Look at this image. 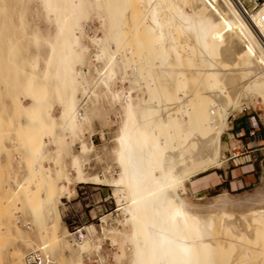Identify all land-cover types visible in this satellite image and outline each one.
I'll use <instances>...</instances> for the list:
<instances>
[{"label": "bare ground", "instance_id": "6f19581e", "mask_svg": "<svg viewBox=\"0 0 264 264\" xmlns=\"http://www.w3.org/2000/svg\"><path fill=\"white\" fill-rule=\"evenodd\" d=\"M40 1L48 18L54 14L55 34L33 31L37 40L48 44L49 53L43 68L37 55L28 61L30 72L20 96L15 98L26 118L19 132L29 149L26 161L30 171L20 191L29 210L38 214L56 199V181L67 165L61 164L59 157L64 152L65 157L72 158L67 139H81L83 128L91 132L105 103L120 104L124 118L116 148L120 168L116 184L128 187L132 197L131 204L121 209L126 215L123 224L128 227L133 245L134 264H264V247L255 251L238 244L240 248L232 258L236 241L250 240L245 235L248 229L244 235L239 230L233 240V227L226 222L228 225L221 229L230 233L229 237H219L218 218L211 215L221 213L218 215L229 220L232 214L214 207L209 211L212 217L203 218L201 211L178 193L179 186H184L185 173L207 171L221 154L228 103L232 102L234 108L241 105L238 97H224L232 87L228 88L229 80L241 76L238 80L242 81L248 74L241 84L243 89L264 92V51L256 45L264 47V8L246 15L240 0H219L231 10L218 0ZM91 13L104 27L105 38L85 35L81 16ZM52 63L54 68L50 67ZM237 66H243L240 71L247 74L233 73ZM129 70L135 78L142 77L147 92L132 81L138 93L148 98L139 97L136 102L130 92L126 94L116 87L117 77L125 82ZM37 72H41L43 82L35 81ZM232 73L237 76L230 78ZM238 84L231 89L239 88ZM50 92L61 106L60 123L47 101ZM27 99L30 105L25 104ZM210 113L216 118H208ZM218 118L223 124L215 131ZM3 120L0 116V125ZM56 126L58 132L54 131ZM45 132L52 134L51 142L45 140ZM53 141L58 145L51 159L59 166L55 175L45 166ZM199 143L201 148L196 151ZM81 146L87 145L82 141ZM35 179L38 183L33 182ZM146 185L148 193L137 196ZM226 198L222 200L224 205L228 203ZM122 200L127 202L125 197ZM59 214L53 218L56 228L61 221ZM256 221L262 224L255 230L261 241L264 221ZM92 228L90 225L70 235L85 241L86 231ZM55 242L46 241L41 250Z\"/></svg>", "mask_w": 264, "mask_h": 264}, {"label": "rangeland", "instance_id": "374dc122", "mask_svg": "<svg viewBox=\"0 0 264 264\" xmlns=\"http://www.w3.org/2000/svg\"><path fill=\"white\" fill-rule=\"evenodd\" d=\"M241 1L250 14L258 13L264 8V0H261L258 5L248 0ZM219 3L231 10L230 6L220 1ZM185 7L189 8L188 5ZM242 12L246 14L243 9ZM49 16L48 18L47 11L40 0H0V116L4 118L0 125V264H18V259L21 260V264H26L24 258L32 251H38L42 256L48 253L47 256L53 262L50 264L54 262L55 264L80 262L134 264V256L131 254L133 245L127 234L128 227L123 222L126 215L121 209L131 204L129 201L132 197H129L128 187L127 191L126 186L116 184L120 174L116 148L119 145L118 135L124 118V109L120 104L105 103L101 115L93 122L91 132L83 128L84 130L80 133L81 139H67L72 158L70 155L65 157L64 152L59 157L61 164L67 165L56 181L57 192L53 198L56 199L48 204V208L41 209L38 214L32 213L20 191V184L25 181L30 171L26 161L29 149L27 150L28 147L19 132L22 125L26 124V118L16 106L15 98L20 96L22 84L30 72L28 61L37 55L40 58L41 68L45 67V58L50 48L43 39L37 40L33 36V31L39 29L42 33L44 32L43 34H55L52 22L54 14L51 13ZM83 16H81L83 18L81 25L87 37L98 36L101 39L106 37L104 27L94 14ZM258 44H256L258 48L264 51V47ZM50 67L54 68L53 63ZM242 67H235L232 69L233 73H241L240 70L244 69ZM83 70L88 72L87 68ZM40 74L41 72L35 74L36 82L44 81ZM235 74L229 77L238 75ZM245 76L242 77L244 82L240 81L241 76L230 79L228 88L237 86V83L244 85L248 74L246 78ZM132 80L142 87V92H147L142 77L135 78L131 70L125 82L120 76L117 77L116 87L121 88L126 94L130 92L136 102L137 100L139 102V97L148 98L147 95L138 93V86L136 87ZM232 80L236 82L234 85ZM130 81L135 85V89L131 87ZM243 85L239 88L231 89V87L227 95H224V97L228 95L233 98L238 97L241 105L234 108L232 102L228 103L227 127L221 134L223 146L221 157L219 156L205 172L192 175L185 173L182 179L184 186L182 185L183 188L179 186L178 189V193L188 204L196 206L201 211L203 218L212 216L218 218L216 224L217 228L220 225L219 237H229L230 233L221 229L226 227L224 226L226 222L233 227L230 234L233 240H236V233L239 230L242 231L240 234H243L248 229L245 235L251 241L247 239L246 242L245 240L240 243L236 241L232 258L236 250L240 248H237L238 244L243 247L251 246L250 248L255 251L264 247L263 238L261 241L257 240L258 233L257 235L255 233L262 227L256 219L264 221V92L251 89L249 93L250 89H243L245 88ZM182 96L180 93V97ZM47 98L52 113L54 111L53 114L60 123V104L54 93L50 92ZM28 100H25L26 105L31 103ZM213 111L217 110L213 109ZM213 117L216 118L212 113L208 114V118ZM215 123V131H217L223 122L218 118ZM9 127L12 129L8 130ZM54 131L58 132L59 127L56 126ZM190 133L188 132L190 139L194 140ZM44 138L47 142L53 140L49 132H45ZM82 141L87 146H81ZM194 142L197 143V141ZM199 145L200 147L195 148L196 151L201 148L200 143ZM49 152L51 154L45 166L50 167L55 175L59 166L51 160L52 156L58 152V145L54 141L49 145ZM33 182L38 183L37 179ZM33 182L29 185L34 188ZM66 185L69 186L61 191V186L66 187ZM148 188V185L144 186L137 196L147 194ZM123 197L127 198V202L122 200ZM224 197H227L228 201L225 205L222 201ZM214 207L218 211H227L233 216L228 220L225 216L222 218L221 213H218L221 216L209 213L210 210H215ZM56 214L61 216L57 228L53 219ZM219 218H222L221 222ZM90 225L93 228L87 230L89 232L86 231L88 238L85 241H79L70 235ZM223 232H225L224 235ZM259 236L261 237L260 234ZM48 240L56 242L47 250H41V245ZM248 241L253 244L247 243Z\"/></svg>", "mask_w": 264, "mask_h": 264}, {"label": "built area", "instance_id": "2783aa9c", "mask_svg": "<svg viewBox=\"0 0 264 264\" xmlns=\"http://www.w3.org/2000/svg\"><path fill=\"white\" fill-rule=\"evenodd\" d=\"M248 1L250 3L255 4V5H258L261 2V0H248ZM240 2L239 3L241 5L242 9L248 15L249 11L246 9L244 3L241 0H240ZM252 135H254V132H252ZM24 260H25L26 264H50L51 263V258L49 256H46V255L42 256L38 251H32V252L28 253L25 256Z\"/></svg>", "mask_w": 264, "mask_h": 264}, {"label": "crops", "instance_id": "0c3cea01", "mask_svg": "<svg viewBox=\"0 0 264 264\" xmlns=\"http://www.w3.org/2000/svg\"><path fill=\"white\" fill-rule=\"evenodd\" d=\"M88 227V226H87Z\"/></svg>", "mask_w": 264, "mask_h": 264}]
</instances>
